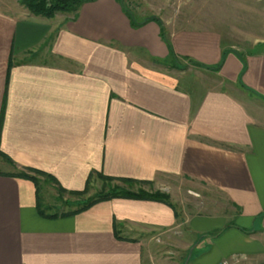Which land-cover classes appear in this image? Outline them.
Returning a JSON list of instances; mask_svg holds the SVG:
<instances>
[{
	"label": "crops",
	"instance_id": "0c3cea01",
	"mask_svg": "<svg viewBox=\"0 0 264 264\" xmlns=\"http://www.w3.org/2000/svg\"><path fill=\"white\" fill-rule=\"evenodd\" d=\"M158 19L208 77L150 63L169 58L161 26L133 29L117 0L52 19L0 0V264H164L156 243L176 242L186 264H264V51L224 13ZM28 169L69 192L97 174L150 182L175 210L115 199L47 218Z\"/></svg>",
	"mask_w": 264,
	"mask_h": 264
},
{
	"label": "rangeland",
	"instance_id": "374dc122",
	"mask_svg": "<svg viewBox=\"0 0 264 264\" xmlns=\"http://www.w3.org/2000/svg\"><path fill=\"white\" fill-rule=\"evenodd\" d=\"M232 1V4H227L224 0H125V4L139 19L155 17L164 20L165 23L175 25L178 23L204 24L214 22L216 13L227 14L228 17H232L228 25L238 32L237 34L240 35L237 36L239 41L250 44V53L253 48L263 52L264 43H261V41L264 40V0ZM249 11L250 15L248 14ZM66 15L69 17L74 16V14ZM248 25H250V37L242 35V33H246L245 30ZM251 33L255 35L251 36ZM149 62L177 76L191 75L202 78L209 76V74L202 71L203 67L187 61L179 60L178 64L170 62L161 64V61L156 60H149ZM26 171V174L34 176L37 180L40 206L47 215L61 216L73 213L87 203L96 200L99 196L110 194V191L115 190V187L129 190L132 193L144 191L149 194L157 192L168 194L163 192L160 186H155L150 182H140L131 186L119 182L109 184L94 176L89 183L87 192L75 196L62 192L52 179L38 174L36 170L28 169ZM156 246L160 250L159 256L164 258V264H186L185 244L181 242H176L174 245L156 243ZM166 247H168L167 250Z\"/></svg>",
	"mask_w": 264,
	"mask_h": 264
},
{
	"label": "trees",
	"instance_id": "16d2710c",
	"mask_svg": "<svg viewBox=\"0 0 264 264\" xmlns=\"http://www.w3.org/2000/svg\"><path fill=\"white\" fill-rule=\"evenodd\" d=\"M19 1H20V4L25 9H27L32 15H34L36 17L52 19L57 14H74L75 18H77L78 13L81 10V8L83 7V5H85L87 3H93V2H96L98 0H19ZM117 1L121 5V7L123 8V11L126 14V16L128 17V19L130 20V23H131V26L133 29H135V30L140 29L150 22H156L161 26V28H162V39L166 43L168 50H169V58L167 60L161 62V64L162 63L165 64V63H169V62L173 63V64H178L179 58L177 57V55L174 52V49L172 47L170 40L167 37V34L165 32V29L163 27L162 22L158 18H155V17L139 19L131 10L128 9V7L125 4V0H117ZM186 61L191 63V64H194V65H197L200 67H204V66H202V65H200V64H198L192 60H186ZM221 67H222V64H220L217 67H213V68L208 67L207 69H209L213 72H219ZM36 172L38 174H42V175L52 179L55 182V184H57L59 186V188L62 192L70 193L71 195H75V196L85 194L87 192L89 183L92 179V176H90L84 191H82V192H69V191L65 190L64 188H62V186H60L58 181L55 178H53L52 176H49V175L42 173V172H39V171H36ZM18 177L31 180L36 184V186H38L37 180L33 176L22 173ZM96 177L108 182L109 184H112L113 182H119V183L131 186L133 184L140 183L139 181L130 180V179H115V178H111V177H106L102 174H97ZM115 199L161 202V203H164V204L172 207L175 210V207L170 202V196L166 193L157 192L154 194H149V193H146L144 191H140L139 193H132L129 190H124L122 188L115 187V190H113V191L111 190L110 194L101 195L96 200L87 203L81 209L76 210L73 213L63 214V215H61V217L73 216V215L78 214L82 211H86V210L90 209L95 204H98V203H101L104 201H111V200H115ZM38 210H39L40 214L44 217H47V218L59 217V215H47L42 210V208L39 204H38ZM116 237L118 239H121L119 237V235L117 234V226H116Z\"/></svg>",
	"mask_w": 264,
	"mask_h": 264
},
{
	"label": "built area",
	"instance_id": "2783aa9c",
	"mask_svg": "<svg viewBox=\"0 0 264 264\" xmlns=\"http://www.w3.org/2000/svg\"><path fill=\"white\" fill-rule=\"evenodd\" d=\"M222 264H233V263L230 262V261H225V262H223Z\"/></svg>",
	"mask_w": 264,
	"mask_h": 264
}]
</instances>
